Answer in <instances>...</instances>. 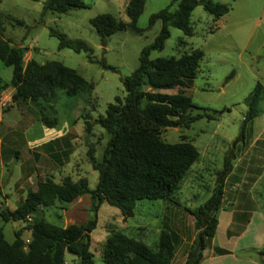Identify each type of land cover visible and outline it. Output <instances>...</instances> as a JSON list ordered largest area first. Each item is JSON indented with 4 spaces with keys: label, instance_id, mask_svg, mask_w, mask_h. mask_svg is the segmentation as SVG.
I'll return each instance as SVG.
<instances>
[{
    "label": "rangeland",
    "instance_id": "obj_1",
    "mask_svg": "<svg viewBox=\"0 0 264 264\" xmlns=\"http://www.w3.org/2000/svg\"><path fill=\"white\" fill-rule=\"evenodd\" d=\"M42 1L0 0L2 37L12 45L25 49L24 60L29 57L38 63L59 61L74 69L92 88L87 94L75 96H66L61 90H56L51 100L56 117L52 127L36 120L31 113L33 106L28 107L19 101L15 102L16 105L11 103L10 87L0 93V96L9 97L8 101L0 104V204L10 209L20 201L21 192L34 189L36 182L46 176L55 182L64 176L72 180L84 176L90 189L95 186L97 173L90 167L86 150L91 148L94 157L99 160L107 135L95 124L85 130L84 121H92L98 114H103L105 104L111 102L114 96L124 95L120 78L136 67L140 49L152 41L160 27V22L156 20L146 28L148 16L169 2L145 0L136 21L143 31H116L102 45L88 19L99 13H109L126 21L124 11L118 5L97 1L63 13L46 10L41 14ZM212 1L226 5L228 11L214 18L196 4L189 16L192 35H184L178 28L169 26L162 48L148 53L149 58H155L177 57L194 48L202 51L196 75L188 80L184 93L195 105L205 108L211 118H198L188 127H165L159 135L166 142H176L184 136V140L197 149L198 159L192 163L171 198L176 204L173 201L166 204L160 199H138L133 214L122 218L115 207L102 202L89 233L92 264H105L101 260L100 248L113 230L139 239L153 249L163 218L179 236L170 264H185L187 251L193 246L197 233L193 228V217L186 209L199 206L210 195L218 172L229 169L231 165H234L232 178L235 175L241 180L244 176L255 178L247 192L254 207L247 231H252L250 227L254 221L262 224L256 231L264 227V220H260L264 216V94L258 101L256 115L242 125L246 111L245 96L256 81L264 89V0ZM15 20L22 21V24ZM50 30L63 33L71 41H84L96 61H89L81 50L58 48V40L50 34ZM100 59L115 70L102 68ZM231 71L232 75L226 78ZM10 76L11 67L0 61V83L8 82ZM175 90L160 91L173 93ZM195 112L197 110L192 109L191 114ZM17 118L19 126L14 124ZM20 140L25 142V146L34 148H23ZM54 150L56 157H51L49 151ZM34 162L39 166L35 173ZM230 182L231 178L222 183L225 199L216 211L217 224L213 236L216 244L224 246L232 242L234 233L231 232L233 222H236L232 211L237 207L234 202H229L227 195L234 186ZM10 194H14L15 198L9 197ZM89 203L88 195L82 194L68 203L56 202L44 208L40 215L60 226L80 224L92 216ZM30 218L32 216L27 220L30 221ZM0 226L4 239L10 242L13 231L24 227L25 222L0 220ZM226 228H229L228 233H225ZM27 236L28 230L23 228L21 237L26 239ZM210 243L211 238L205 248ZM261 249L262 254L264 248ZM64 257L67 264L73 263L68 253ZM258 258L261 259V256Z\"/></svg>",
    "mask_w": 264,
    "mask_h": 264
},
{
    "label": "trees",
    "instance_id": "obj_2",
    "mask_svg": "<svg viewBox=\"0 0 264 264\" xmlns=\"http://www.w3.org/2000/svg\"><path fill=\"white\" fill-rule=\"evenodd\" d=\"M144 1L127 0L123 10L126 21L109 13L90 17L88 22L100 43L103 45L110 34L119 30L142 32L136 21ZM200 1L203 9L214 18L228 11V7L222 3ZM196 4L197 0H169L165 7L149 14L146 28L156 20L160 22V27L152 41L140 49L136 67L120 78L124 95L114 96L111 102L105 104L103 114H98L92 121H84L85 130L95 124L107 135L99 160L94 157L91 148L86 150L90 167L97 173L95 186L90 189L84 176L75 180L64 176L59 182L46 176L36 182L34 189L27 190L14 208L0 204L2 222H25L24 227L13 231L10 242L4 239L0 226V264H67L65 253L71 256L72 264H92V253L88 248L89 233L95 225L96 211L102 202L115 207L122 218L133 214L138 199H160L166 204L174 202L171 198L192 163L198 159V151L184 140V136L176 142H166L159 135L165 127H188L198 118H211L205 108L195 105L184 93L188 80L196 75L202 51L194 48L177 57L155 58H149L148 53L162 48L169 34V26L178 28L184 35H192L189 16ZM85 6L82 0H44L41 14L46 10L63 13ZM15 21L22 24L20 20ZM2 29L0 21V61L11 67V76L8 82L0 83V93L10 87L11 103L19 101L28 107L33 106L31 113L36 120L46 127H52L56 123L55 110L51 106L55 91L61 90L66 96L84 95L90 92L92 85L59 61L38 63L32 58L24 60L25 49L4 39ZM50 34L57 38L58 48L81 50L89 61H96L91 48L84 41L68 40L63 33L54 30H50ZM99 64L102 68L115 70L103 59ZM231 75L232 71L226 78ZM170 88H176L175 92L160 91ZM263 94V86L256 81L244 98L246 111L242 125L256 115L257 104ZM192 109L197 112L191 114ZM49 154L56 157L57 152L51 151ZM227 171L225 168L218 172L210 195L199 206L186 209L193 217L192 224L197 233L193 246L187 251L185 264L199 263L206 242L214 233L216 211ZM82 194L88 195L92 213L84 223L60 226L40 215L44 208L56 202L68 203ZM30 216L32 218L28 221L27 217ZM23 228L28 230L26 239L21 237ZM178 242V234L167 226L163 218L153 249L139 239L113 230L103 240L100 256L105 264H170ZM261 263L264 264V261Z\"/></svg>",
    "mask_w": 264,
    "mask_h": 264
},
{
    "label": "crops",
    "instance_id": "obj_3",
    "mask_svg": "<svg viewBox=\"0 0 264 264\" xmlns=\"http://www.w3.org/2000/svg\"><path fill=\"white\" fill-rule=\"evenodd\" d=\"M82 1L86 5L95 4L97 1H106L110 3L113 2L115 5H118L119 8H121L122 10H124V6L127 2V0H82ZM42 2H41V5H42ZM19 122L20 121L17 118L14 124L16 126H19ZM20 143L23 145V148L30 149V150L31 148H34V147H28L27 145L25 146V142H23L22 140H20ZM54 149L56 150V146H54ZM33 166H34L33 169L35 173L37 172V169L39 166L37 165L36 162H34ZM233 168H234V165H231L230 168L228 169L227 173L225 174L223 178V184H225L227 179L231 178L230 185L232 184L234 185L231 188L230 193H227L229 200H230L229 202L231 203L234 202L237 207L235 210L232 211L234 214L233 216L236 219L235 220L236 222H233L234 227L231 232V233H234L232 234L234 235V238L232 239V242L224 246L223 244L215 243L214 238H213L214 236V233H213L211 237L210 246L203 249L202 257L198 264H262L261 259L258 258V256L259 255L261 256L260 249L264 248V244H263L264 227H262L261 230L259 229L260 231L259 230L256 231L257 227L258 226L261 227L262 224L259 223V221H256V222L254 221L255 223L253 222L251 225L252 227H250V230L252 231L250 232L247 231L253 219L251 215L254 212L253 211L254 207L251 204L252 201H250V199L248 198L247 192H248L251 182H253L255 178L250 177V176H244L243 180H241L236 175L234 178H232V176L234 175ZM25 193L26 191L20 193V201L24 198ZM8 196L12 198L14 197V194H10ZM224 199H225V193H224V188H223L220 204L221 202H223ZM262 219L264 220V216H262L260 220ZM237 222L239 224H237ZM228 230L229 228H226L225 233H228Z\"/></svg>",
    "mask_w": 264,
    "mask_h": 264
},
{
    "label": "built area",
    "instance_id": "obj_4",
    "mask_svg": "<svg viewBox=\"0 0 264 264\" xmlns=\"http://www.w3.org/2000/svg\"><path fill=\"white\" fill-rule=\"evenodd\" d=\"M8 100L9 97H7L6 95L0 96V104H4Z\"/></svg>",
    "mask_w": 264,
    "mask_h": 264
},
{
    "label": "water",
    "instance_id": "obj_5",
    "mask_svg": "<svg viewBox=\"0 0 264 264\" xmlns=\"http://www.w3.org/2000/svg\"><path fill=\"white\" fill-rule=\"evenodd\" d=\"M197 4L201 5V1H197ZM261 259H264V250L262 251V254H261Z\"/></svg>",
    "mask_w": 264,
    "mask_h": 264
}]
</instances>
